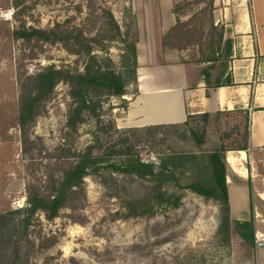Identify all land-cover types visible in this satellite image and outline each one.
Segmentation results:
<instances>
[{
    "label": "trees",
    "instance_id": "1",
    "mask_svg": "<svg viewBox=\"0 0 264 264\" xmlns=\"http://www.w3.org/2000/svg\"><path fill=\"white\" fill-rule=\"evenodd\" d=\"M202 1L195 0L196 3ZM21 3L22 0H14L15 7ZM208 5L212 17L213 0H208ZM181 6L180 3L174 7L177 24L163 38L165 46L181 48L175 45L182 35ZM84 9L86 16L83 19L94 26L104 20L102 29L94 36L87 35L84 24L74 23L77 15L68 16L53 27L39 28L23 23L13 31V37L24 49L22 60L37 59L35 50L43 44H62L77 59L74 65H50L36 73H29L23 63L19 65V126L24 152L33 153V158L42 157L47 163L45 177L27 186L26 206L0 214V264H31L29 250L36 245L29 238L31 228L40 222L41 216L53 221L64 209L83 207L87 200L86 178L98 175L105 184L106 176L102 172L105 169L114 181V174L128 176L144 188V192L136 197L118 190L111 193L109 196L116 198L119 205L112 220L151 218L158 208L177 209L187 194H193L217 208L215 236L218 241L229 245L232 237L237 236L253 252V223H241L231 217L226 160L229 150L247 149L248 116L236 112L243 122L230 130L237 133L233 139H228L229 133L222 128L223 119L233 114L230 112L189 115L179 124L126 129H119L114 118L105 123V104L113 98L125 100L129 87L137 85L138 30L137 25L123 29L112 9L98 5L94 0H87L85 6L77 5L79 18ZM116 41L123 44L119 63L107 55L108 44ZM97 49L106 54L97 53ZM211 60L218 59L213 57ZM61 83L69 86L71 99L67 132L62 137L63 143L53 152H47L37 139H31V129ZM113 106L110 105L109 110H113ZM211 119L219 125L218 142L212 145L208 137ZM90 120L97 126L93 141L82 148L74 147L80 127ZM178 143L190 145L185 148ZM141 144L158 154L157 161H145L139 155L136 148Z\"/></svg>",
    "mask_w": 264,
    "mask_h": 264
},
{
    "label": "rangeland",
    "instance_id": "2",
    "mask_svg": "<svg viewBox=\"0 0 264 264\" xmlns=\"http://www.w3.org/2000/svg\"><path fill=\"white\" fill-rule=\"evenodd\" d=\"M94 1L111 8L123 29L136 27V19L156 17L157 0ZM78 4L85 6L87 0H22L18 7L14 6V0H0V214L26 206L27 186L45 177L47 163L42 157L33 158V153L24 152L19 126V65L23 63L29 73H36L50 65H74L77 59L62 44H43L35 50L37 59L22 60L24 49L13 37V31L23 23L49 28L68 16L77 15L74 23L84 24L88 36L98 34L104 20L94 26L91 21L83 19L86 9L79 18ZM181 4L182 35L175 45L191 51L209 50L213 39L209 35L205 38L212 19L208 0L200 3L190 0ZM152 6L153 14L150 11ZM108 45L107 55L119 63L123 44L116 41ZM97 53L106 54L100 49ZM191 53L188 52L187 56L190 54L193 60L197 55ZM201 57L205 56L201 54ZM135 90L134 85L129 87L130 94ZM70 101L69 86L59 84L45 112L31 129V139H37L47 152H53L64 141ZM127 103V100L110 99L105 104V123L114 118L119 129L128 128L116 119L127 110ZM110 105L115 108L109 110ZM241 122L243 119L236 113L223 119L222 128L229 133L228 139L237 137L236 131L232 133L230 130ZM218 126L211 119L208 125L211 145L218 142ZM96 130L94 120L84 123L77 133L74 147L82 148L92 142ZM179 145L188 148L190 144ZM136 151L145 161L158 159V154L145 144L139 145ZM102 172L106 176L105 184L98 175L86 178L87 200L83 207L64 209L53 221L41 216L40 222L31 228L29 238L36 243L34 248L28 246L31 264H178V261L179 264H255L256 247L251 252L237 236L232 237L229 245L218 241L214 205L193 194H187L179 208L160 207L151 218L112 220L119 205L116 198L109 195L118 190L136 197L144 192V188L131 177L114 174V181L108 170Z\"/></svg>",
    "mask_w": 264,
    "mask_h": 264
},
{
    "label": "crops",
    "instance_id": "3",
    "mask_svg": "<svg viewBox=\"0 0 264 264\" xmlns=\"http://www.w3.org/2000/svg\"><path fill=\"white\" fill-rule=\"evenodd\" d=\"M187 1L157 0L156 17L136 19L137 85L124 96L128 108L116 119L125 127H144L204 113L247 115V149L226 153L230 212L235 221H251L255 237L264 236V0H213L205 34L213 41L202 52L164 45L177 24L175 5ZM255 264H264V245Z\"/></svg>",
    "mask_w": 264,
    "mask_h": 264
},
{
    "label": "built area",
    "instance_id": "4",
    "mask_svg": "<svg viewBox=\"0 0 264 264\" xmlns=\"http://www.w3.org/2000/svg\"><path fill=\"white\" fill-rule=\"evenodd\" d=\"M264 245V236H256L255 237V247L256 249L262 247Z\"/></svg>",
    "mask_w": 264,
    "mask_h": 264
}]
</instances>
